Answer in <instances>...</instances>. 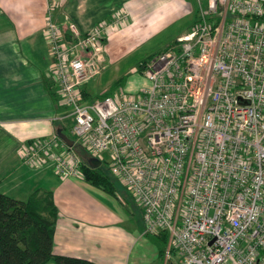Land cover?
I'll return each instance as SVG.
<instances>
[{
	"label": "built area",
	"instance_id": "1",
	"mask_svg": "<svg viewBox=\"0 0 264 264\" xmlns=\"http://www.w3.org/2000/svg\"><path fill=\"white\" fill-rule=\"evenodd\" d=\"M205 1L190 31L144 64L136 94L83 99L107 23L87 34L70 26L68 41L48 22L50 71L75 145L100 162L108 155L142 211L143 236L167 235L164 264H264V0ZM22 154L27 166L82 177L57 135Z\"/></svg>",
	"mask_w": 264,
	"mask_h": 264
},
{
	"label": "crops",
	"instance_id": "2",
	"mask_svg": "<svg viewBox=\"0 0 264 264\" xmlns=\"http://www.w3.org/2000/svg\"><path fill=\"white\" fill-rule=\"evenodd\" d=\"M116 15L125 21L117 22ZM198 16V0H0V194L21 202L38 190L52 194L58 210L54 254L92 264H126L135 234L108 219L98 206V190L82 177L57 175L46 163L30 167L23 162L28 144L65 135L72 124L50 71L47 23L75 26L81 34L109 24L106 61L187 20L163 51L189 32ZM138 228L142 234L143 221Z\"/></svg>",
	"mask_w": 264,
	"mask_h": 264
},
{
	"label": "trees",
	"instance_id": "3",
	"mask_svg": "<svg viewBox=\"0 0 264 264\" xmlns=\"http://www.w3.org/2000/svg\"><path fill=\"white\" fill-rule=\"evenodd\" d=\"M64 36L66 40H70L69 33H64ZM172 45L160 52L168 50ZM153 55L146 57L140 63V70ZM82 93L85 101L95 100L90 98L84 89ZM68 135L65 133V136L73 141V148L78 156L81 158L79 151L84 154L81 158L84 182L107 193H114L117 180L101 165L95 169L90 168L87 160L91 156L82 147L75 145V139L70 136V132ZM57 218L58 210L51 193L38 190L25 202L0 194V264H92L86 260L54 254ZM157 238L163 243L160 250L161 255L164 256L167 235L162 233Z\"/></svg>",
	"mask_w": 264,
	"mask_h": 264
},
{
	"label": "rangeland",
	"instance_id": "4",
	"mask_svg": "<svg viewBox=\"0 0 264 264\" xmlns=\"http://www.w3.org/2000/svg\"><path fill=\"white\" fill-rule=\"evenodd\" d=\"M202 5L205 9L206 3L203 2ZM186 22L187 20L183 24L175 25L166 34L157 37L155 40L143 43L127 54H122L121 50V54H118L116 58H108L106 61L104 60L105 46H103V50L99 54V59L101 60L100 72L85 87L89 92L90 98L102 99L104 97H111L120 91L129 96L139 92L147 84V81L141 75L140 63L146 57L160 52L162 47L169 43L177 33L183 32L182 30L180 31V28L185 29L186 26L184 24ZM58 27L65 34H68V25L64 24ZM134 90L136 92L131 93ZM68 133L69 131L66 132L67 136H69ZM81 152L79 151V155L82 158L84 154ZM101 162V166L108 169L109 157L107 154L101 155ZM96 190L100 194L97 200L98 206L105 211L108 219L122 223L123 227L133 229L134 231L135 243L132 246L126 264H164L165 254L162 256L160 250L163 243L157 237L143 236L141 234L138 226L142 221V211L130 194L126 192L123 184L116 181V191L112 194L98 188Z\"/></svg>",
	"mask_w": 264,
	"mask_h": 264
},
{
	"label": "water",
	"instance_id": "5",
	"mask_svg": "<svg viewBox=\"0 0 264 264\" xmlns=\"http://www.w3.org/2000/svg\"><path fill=\"white\" fill-rule=\"evenodd\" d=\"M69 148L74 147V143L73 141H71L70 139H68L65 135L61 134V132H58L57 135ZM87 164L90 168L95 169L98 168L101 165V162L94 159V158H89L87 160Z\"/></svg>",
	"mask_w": 264,
	"mask_h": 264
}]
</instances>
